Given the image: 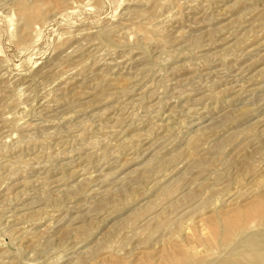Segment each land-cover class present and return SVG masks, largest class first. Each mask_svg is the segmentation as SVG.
Returning a JSON list of instances; mask_svg holds the SVG:
<instances>
[{
	"label": "rangeland",
	"instance_id": "rangeland-1",
	"mask_svg": "<svg viewBox=\"0 0 264 264\" xmlns=\"http://www.w3.org/2000/svg\"><path fill=\"white\" fill-rule=\"evenodd\" d=\"M0 264H264V0H0Z\"/></svg>",
	"mask_w": 264,
	"mask_h": 264
}]
</instances>
